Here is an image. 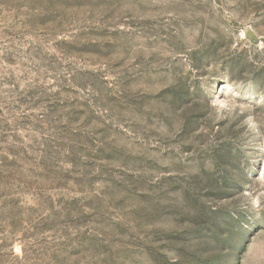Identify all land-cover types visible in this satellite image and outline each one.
I'll list each match as a JSON object with an SVG mask.
<instances>
[{"label":"rangeland","instance_id":"obj_1","mask_svg":"<svg viewBox=\"0 0 264 264\" xmlns=\"http://www.w3.org/2000/svg\"><path fill=\"white\" fill-rule=\"evenodd\" d=\"M0 264H264V0H0Z\"/></svg>","mask_w":264,"mask_h":264},{"label":"water","instance_id":"obj_2","mask_svg":"<svg viewBox=\"0 0 264 264\" xmlns=\"http://www.w3.org/2000/svg\"><path fill=\"white\" fill-rule=\"evenodd\" d=\"M248 37H249V38H253V37H254V33H253V31H248Z\"/></svg>","mask_w":264,"mask_h":264}]
</instances>
